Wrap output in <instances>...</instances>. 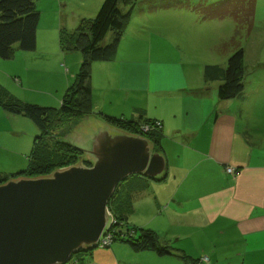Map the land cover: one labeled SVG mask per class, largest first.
I'll return each instance as SVG.
<instances>
[{"label":"crops","instance_id":"obj_1","mask_svg":"<svg viewBox=\"0 0 264 264\" xmlns=\"http://www.w3.org/2000/svg\"><path fill=\"white\" fill-rule=\"evenodd\" d=\"M59 26L67 28L62 22ZM128 37L123 35L111 61L92 65L94 113L126 120L142 113L161 123L167 176L147 180L134 198L128 223L153 231L169 253L134 251L118 240L107 249H94L84 262L196 264L207 255L211 264H264V120L254 119L262 139L250 129V116L257 106L264 108V83L222 101L220 82L205 75L207 65L195 73L153 69L150 61L137 59L140 49ZM52 43L49 49L21 50L19 59L27 73L49 76L47 84L59 100L78 74L82 55L62 50L59 39ZM191 73L197 76L192 83ZM178 81L182 84L175 85ZM0 115V122L8 123L22 114H10L0 105ZM228 166L236 173L229 174ZM133 215L151 219L138 227L130 222Z\"/></svg>","mask_w":264,"mask_h":264},{"label":"rangeland","instance_id":"obj_2","mask_svg":"<svg viewBox=\"0 0 264 264\" xmlns=\"http://www.w3.org/2000/svg\"><path fill=\"white\" fill-rule=\"evenodd\" d=\"M38 1L40 20L36 34L37 46L40 49L44 47L49 49L53 45L52 41L55 43L59 39L61 22L67 25L65 29L69 33L74 31L80 19H93L96 16L104 0ZM218 1L220 0H137L125 31V34L129 36L126 38L128 42L134 43L140 49L137 59L150 61L152 68H157L156 70L180 69L173 71L195 73L205 65L226 67L232 53L242 48L246 70L245 88L248 85L249 89L251 85L254 87L264 83L262 82L264 79V0H256L253 23L250 19L246 20L252 24L249 31L245 28L241 29L242 23L237 26L233 19H204L200 13L193 10L197 4L205 6ZM165 3L175 6L169 9L171 11H166L162 7ZM132 34L134 36H131ZM110 38L109 33L106 42L110 41ZM16 47L18 48V45ZM20 52L22 51L14 50L11 58H0V98L20 99L45 107L58 108L63 95L59 100L53 98L54 89L51 84H47L49 77L46 76L47 74L38 75L34 72L27 73L28 70L24 71L19 59ZM17 73H21L23 77L21 78ZM193 73L189 74L191 83L197 80V76ZM177 84L182 83L178 81L175 85ZM256 108L258 109L254 115L250 116L253 119L250 129L257 138L262 139V133L258 130L260 126L254 119L264 120V108L258 106ZM20 116L17 117L18 119L9 120L8 123L4 122L5 124L0 122V172L3 174L10 175L27 170L30 167L29 156L34 140L37 136H41L40 130L27 116ZM245 116L244 119H246ZM72 122L75 123L76 120ZM53 133L44 138V144L41 145L46 154L53 151V135L60 134L58 130ZM228 168L234 169V173L229 174L236 173L234 166H228L226 171ZM124 182L119 184L112 205L108 203L109 221L100 239L109 234L113 242L115 240V236L109 229L114 222L112 211L119 205H125L127 200ZM150 219V216L133 215L130 222L142 227L141 225ZM98 244L95 249L109 248L104 245L99 247ZM201 259L206 260L204 264H211L210 257L207 255H202L196 264H201Z\"/></svg>","mask_w":264,"mask_h":264},{"label":"trees","instance_id":"obj_3","mask_svg":"<svg viewBox=\"0 0 264 264\" xmlns=\"http://www.w3.org/2000/svg\"><path fill=\"white\" fill-rule=\"evenodd\" d=\"M136 3L137 0H104L93 19H80L77 28L70 33L66 29H61L59 42L62 50L80 52L82 62L78 74L66 90L58 108L20 103L13 98H6V100L0 98V105L5 111L10 114L27 116L41 132V136H37L34 140L29 156L30 167L12 176L47 175L55 169L75 164L78 161L81 153L74 147L63 144L60 137L70 130L74 119L77 120L84 115L94 113L91 86L92 65L95 62L111 61L115 57ZM174 6L165 3L162 7L172 8ZM255 9L256 0H220L213 4L205 6L197 4L193 7V10L200 13L204 19L230 18L237 26L242 23L240 28H245L247 31L252 28V24L246 20L250 19L253 23ZM39 20L40 12L36 0H0V58H11L16 45L22 51L35 50ZM109 33L111 38L106 42ZM205 75L210 80L220 82L217 90L220 100H234L241 96L245 90L246 78L243 49L239 48L232 53L226 67L207 65ZM103 117L117 128L147 137L162 150L159 145L161 129L154 128L148 132L141 130L145 124L154 127L155 124L160 123L159 121L145 118L142 113L130 120L108 115ZM55 130H58L60 134L53 135V151L46 154L41 145L44 144V138L54 134ZM9 177L0 172V184ZM147 180L149 179L140 175H133L125 182L123 181L126 184L127 200L125 205H119L112 211L114 222L109 230L115 236L114 241L126 242L134 251L150 250L158 255H165L169 253L168 246L161 245L153 231L137 229L128 223L129 210L134 198L146 189ZM118 188L119 185L109 201L110 206L115 200ZM136 231L139 234L137 237L134 236ZM89 253L91 252H79L73 255L66 264H86L85 255Z\"/></svg>","mask_w":264,"mask_h":264},{"label":"water","instance_id":"obj_4","mask_svg":"<svg viewBox=\"0 0 264 264\" xmlns=\"http://www.w3.org/2000/svg\"><path fill=\"white\" fill-rule=\"evenodd\" d=\"M60 141L81 153L75 164L0 184V264H66L92 251L118 185L133 175L155 182L167 176L154 142L95 113L78 118Z\"/></svg>","mask_w":264,"mask_h":264},{"label":"built area","instance_id":"obj_5","mask_svg":"<svg viewBox=\"0 0 264 264\" xmlns=\"http://www.w3.org/2000/svg\"><path fill=\"white\" fill-rule=\"evenodd\" d=\"M154 128L161 129V124H160V123H157V124H155L154 127H153V126L151 127V126L145 124V125H143V126L141 127V130H142L143 132H148V131H150V129H153V130H154ZM227 172H228V173H234V169H232V168H228V169H227ZM112 242H113V240H112L111 235L107 234L106 236H103V237L100 239L98 246H99V247H102V245H104V246H109L110 244H112ZM204 259H206V258H204ZM204 259H201V264H204V262L206 261V260H204Z\"/></svg>","mask_w":264,"mask_h":264}]
</instances>
